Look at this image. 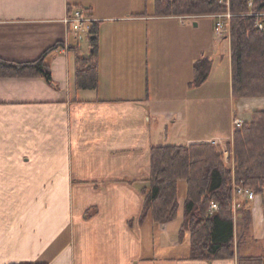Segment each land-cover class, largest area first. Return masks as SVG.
I'll return each instance as SVG.
<instances>
[{
    "label": "crops",
    "instance_id": "obj_1",
    "mask_svg": "<svg viewBox=\"0 0 264 264\" xmlns=\"http://www.w3.org/2000/svg\"><path fill=\"white\" fill-rule=\"evenodd\" d=\"M142 1L0 0V57L34 61L62 44L47 58L52 83L0 78V264H237V258H188L190 234L180 242L182 220L174 225L182 202L173 223H140L151 150L167 145L169 124L184 121L175 141L181 135L182 145L218 144L226 161L235 130L232 112L222 134L204 138L185 131L180 96L195 94L192 111L202 110L197 96L214 70L203 86H189L188 65L206 56L197 37L200 24L189 27L177 16H158L156 7L152 14L139 10ZM82 7L91 20L85 24L88 39L99 23L97 90L76 86V59L89 57L91 48L65 19ZM169 58L176 63L167 68L172 76L158 83L155 99L154 68ZM237 104L239 113L264 110L260 102ZM171 105L176 106L165 109ZM242 201L251 207V221L244 235L243 224L237 226L238 254L264 255L262 198Z\"/></svg>",
    "mask_w": 264,
    "mask_h": 264
},
{
    "label": "trees",
    "instance_id": "obj_2",
    "mask_svg": "<svg viewBox=\"0 0 264 264\" xmlns=\"http://www.w3.org/2000/svg\"><path fill=\"white\" fill-rule=\"evenodd\" d=\"M229 2V3H228ZM252 3V5H250ZM158 16L207 15L231 10L232 97L264 96V0H155ZM86 11V10H85ZM87 12V11H86ZM259 24L263 25L260 29ZM89 57L76 59V86L79 90L99 88V23L90 31ZM62 46L57 43L34 61L18 62L0 57V78H44L52 83L48 56ZM212 62L202 57L193 66L191 88L203 86L210 77ZM228 143L234 165L225 160L220 145H161L151 150V172L143 188L140 223L157 225L174 222L180 212V184L186 183L183 220L179 239L190 234L189 259L214 262L237 258V264H264V255L238 254L232 210L234 187H248L262 198L264 212V110H256L251 121L236 127ZM212 203L218 210L210 213ZM243 235L251 221V207H238ZM23 264H48L45 262Z\"/></svg>",
    "mask_w": 264,
    "mask_h": 264
},
{
    "label": "rangeland",
    "instance_id": "obj_3",
    "mask_svg": "<svg viewBox=\"0 0 264 264\" xmlns=\"http://www.w3.org/2000/svg\"><path fill=\"white\" fill-rule=\"evenodd\" d=\"M119 1V0H118ZM117 0H102L104 3H111V4H116L119 3ZM124 1V0H123ZM155 0H144L141 2L140 9L139 10H148L149 13L152 14L153 9L155 8L154 3ZM229 3V2H228ZM252 5V3H250ZM84 8L82 7V10ZM77 11V10H76ZM85 11V9H84ZM86 13V11H85ZM177 17H191L193 20H185V25H188L189 27H194V23H199L200 28H198L197 31V37L198 40L200 39L204 43V52H206L205 58H207L210 62H212V68L213 70V77L210 82L205 88H203L202 93L199 95L198 94V100L201 101L202 103V110L198 111L197 113L192 111V107L194 106L195 103V94H189L188 96L181 95L180 99H182L183 102H181V109L182 112L185 115V120H188V126L187 130H185L188 135H196V136H202L204 138L206 137H211L212 134H222L226 127H229V124L232 120V112H233V127L234 129L236 127L242 126V124L246 121L243 119V117H248L246 118L249 122L251 121L253 117L254 111L251 110V113L249 112H237V111H242V106L238 105V101H244L246 106H250L251 103L254 102H260L264 103V96L261 97H246V98H241L237 101L231 97V91H230V84H231V78H230V59H231V24L233 20V13L231 12L230 9H228L226 12H220V13H214V14H203V15H181ZM217 17V20L214 18ZM90 22V21H89ZM89 22L85 23L88 24ZM182 23V22H181ZM222 24L223 23V28L218 29L217 31L215 30V25L216 24ZM85 24L83 26H85ZM83 26L77 30L78 32H81L82 39L84 40V45L88 47V33H86L87 30V25L83 28ZM263 26L259 24V27ZM217 38V40H216ZM188 52V51H187ZM185 53H182L181 55H184ZM191 54V51H190ZM188 56V53H187ZM208 57H210L212 60H210ZM172 60V61H171ZM170 63L165 59V64L164 62L162 63H157V67L154 68L153 71V78H154V96L155 99L159 98V89H158V83L164 82L166 80V77L172 76V73H168L169 70L167 69L168 67H174L176 64L175 61H173L172 58H169ZM195 64V63H194ZM181 65L183 67V64L181 62ZM187 67V65H186ZM188 68L193 69V67ZM183 70V68H182ZM165 74L166 75L165 77ZM187 75V72H186ZM179 78V77H178ZM182 79V84H183V78ZM193 79V77H192ZM218 83V86H214ZM180 91H183L180 89ZM166 94V92L164 91ZM161 94V91H160ZM165 97V96H164ZM245 99V100H244ZM186 100V101H185ZM235 103V104H234ZM176 105H171L169 107H166V110L173 109ZM257 108V107H256ZM261 108V107H259ZM234 110V111H233ZM257 110V109H256ZM255 110V111H256ZM250 111V109L248 110ZM175 112L177 113V109H175ZM245 113H248L245 115ZM239 117V118H238ZM186 120V123H187ZM184 121L180 120L176 126L173 127V123L169 124L170 129H169V141L168 143H165L167 145H173V144H186L182 140V137L180 135L179 140H174L176 134H181L183 135L184 133ZM173 127V128H172ZM219 130V131H218ZM216 133H212V132ZM220 133H218V132ZM229 152H231L230 157V163L233 166L234 161H233V156L234 152L233 149H231ZM229 156V154H227ZM232 159V160H231ZM235 188V187H234ZM248 188V187H247ZM185 193H186V183L182 182L180 184V202L184 204L185 200ZM258 197V195H257ZM256 197V198H257ZM240 198H244L241 196H235L233 198V204L232 206H236V210L234 212V217L235 221L237 224H239V214H238V207L239 203L238 200ZM255 198V199H256ZM246 199V198H245ZM183 215V205L181 208V215L174 225H178L180 220L182 219ZM173 223V222H172ZM178 223V224H177ZM180 240V239H179ZM183 240H180L182 242ZM245 245V242L243 241L241 243V246L243 247ZM183 249V248H182Z\"/></svg>",
    "mask_w": 264,
    "mask_h": 264
},
{
    "label": "built area",
    "instance_id": "obj_4",
    "mask_svg": "<svg viewBox=\"0 0 264 264\" xmlns=\"http://www.w3.org/2000/svg\"><path fill=\"white\" fill-rule=\"evenodd\" d=\"M179 19H181L182 22L185 23V20H193L191 19V17H179ZM217 20V17L214 18ZM91 21L84 13V11L82 10H77L73 13V15H70L69 17H67L65 19V23L69 24V25H73V27L75 28V30H79L85 23ZM223 28V23L220 24H216V31L218 29ZM260 29H263V26H260ZM225 154L227 155L228 152L226 151ZM235 195L237 196H241L244 197L248 200H254L256 198V194L247 187H235ZM232 209L235 211L236 210V206H232ZM218 210V205L216 203H212L210 206V213L213 214L215 211Z\"/></svg>",
    "mask_w": 264,
    "mask_h": 264
}]
</instances>
